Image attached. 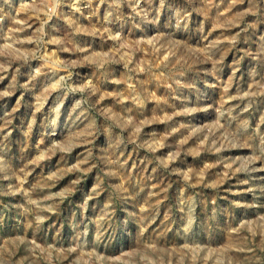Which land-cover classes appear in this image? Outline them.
Segmentation results:
<instances>
[{"label": "rangeland", "instance_id": "1", "mask_svg": "<svg viewBox=\"0 0 264 264\" xmlns=\"http://www.w3.org/2000/svg\"><path fill=\"white\" fill-rule=\"evenodd\" d=\"M0 264H264V0H0Z\"/></svg>", "mask_w": 264, "mask_h": 264}]
</instances>
